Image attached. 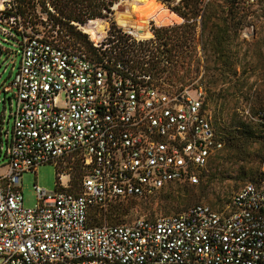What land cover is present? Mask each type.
I'll return each instance as SVG.
<instances>
[{
	"label": "built area",
	"instance_id": "1",
	"mask_svg": "<svg viewBox=\"0 0 264 264\" xmlns=\"http://www.w3.org/2000/svg\"><path fill=\"white\" fill-rule=\"evenodd\" d=\"M212 1L199 0L197 21ZM44 13L45 24L35 28L18 0H0V33L20 46L4 88L14 98L8 162L0 166V264H264V178L238 189L228 211L200 203L154 219L107 220L120 201L174 182L197 183L224 141L203 85L168 83L174 60L160 56L161 72L120 58L114 36L97 28L86 32L92 53ZM162 20L150 18L146 30L155 35L153 25ZM121 31L124 48L148 52L160 45L151 33ZM242 34L253 38L255 26ZM47 163L60 170L58 186L36 184L37 204L26 207L23 174Z\"/></svg>",
	"mask_w": 264,
	"mask_h": 264
},
{
	"label": "rangeland",
	"instance_id": "2",
	"mask_svg": "<svg viewBox=\"0 0 264 264\" xmlns=\"http://www.w3.org/2000/svg\"><path fill=\"white\" fill-rule=\"evenodd\" d=\"M180 1L121 0L114 5V11L108 17L98 18L90 23L95 29H100V35L116 34L112 26L113 22L118 28L122 27L124 30L133 31L134 25L132 26L128 21L131 19L141 28L145 25L148 26V15L136 14L148 12L154 13L159 20L164 18V14H168L172 18L169 20L167 17V19L159 21L158 25L153 23L155 24L153 28H171L170 26L173 24L183 22L182 18L173 14L174 11L171 9L176 4H180ZM221 2L225 8L228 7L229 3ZM237 10L235 18L238 21L237 28L235 29L231 25L234 38L232 47L237 52L234 70L224 67V57L212 51L218 41L216 39L212 41L213 32H210V29L202 32L203 27L200 19L197 21L193 33H189L188 43L198 45L200 49L202 45H205L207 50H205L206 53L200 52L198 55L201 57L200 62L197 63L193 60L189 75L184 78V81L179 82L184 85L197 82L203 87L209 83V91H206L204 87L208 108L216 130L220 131H223L226 124H229L234 117H242L244 120L259 124L256 113L259 109L264 108V0H259L258 4L251 5V8L246 12H243L242 8ZM22 13L25 20L31 21L35 28L43 26L44 12L27 10ZM188 15L190 17L192 13L188 12ZM213 20L223 24V20L215 18ZM251 25L255 26L256 35L251 39H246L242 32ZM79 28L86 33L81 26ZM145 29H149V27ZM150 33L151 37H155L153 32ZM19 49L17 40L9 39L0 33V146L3 144V150L0 152V166L8 162V158L5 156L6 138L8 134L11 137L13 126V119L10 116V98H14V96L12 91H7L4 88L11 84L20 62ZM235 69L237 75L234 74ZM183 72L182 69L181 73ZM60 100H63V97ZM263 157L264 143L250 145L244 153L230 151L225 147L212 159L208 169L200 173L197 183L174 182L154 195L144 198L131 197L120 201L108 209L107 220L110 223H121L132 222L140 217L154 218L160 215L174 214L188 206L200 203L220 211H228L233 194L244 184L255 181L264 174V161L260 162ZM59 171L55 164L47 163L40 165L36 171L24 172L22 193L26 207H34L37 204L36 184L48 191L57 188ZM77 177L78 169L75 167L71 174L72 186L70 189L72 191ZM62 179L63 183H66L69 176L65 175Z\"/></svg>",
	"mask_w": 264,
	"mask_h": 264
},
{
	"label": "trees",
	"instance_id": "3",
	"mask_svg": "<svg viewBox=\"0 0 264 264\" xmlns=\"http://www.w3.org/2000/svg\"><path fill=\"white\" fill-rule=\"evenodd\" d=\"M119 1L121 0H19V10L21 12H26L27 10L32 12H48L49 18L53 19L55 24L62 26V28L66 29L74 39L80 42L87 50L95 53V49L88 35L79 30L72 22L86 24L89 20L108 17L114 11V5ZM161 1L165 2V0ZM221 1L229 3L228 7L225 8V6L221 4ZM221 1H212L205 7L201 16L202 32L204 33L207 29L213 32L212 41L216 39L218 43L212 51L224 57V67L234 70L237 62L235 61V59H237V52L233 50L232 47L234 38L232 37L231 25H233L235 29L237 28L238 21L235 19L238 12L237 9L242 8V11L246 12L247 9L251 8V5L246 4L245 0ZM48 3L53 11L49 8ZM171 9L183 16L186 21L171 28H156L154 33L157 40L160 42L157 50L152 49L146 52L143 50L136 51L132 48H124L123 45L126 43L128 37L122 34L121 28L116 27L114 22L112 26L116 34H111L114 37L109 40L114 43V46L122 47L118 57L134 60L138 65L147 63L150 70L156 69L161 72L164 71L159 68L158 59L160 56H166L174 60L172 71L167 81L175 85L180 81H184V78L189 75L193 60L197 63L200 62L201 57L198 55L203 51L206 53L205 50L207 49L205 45H202L200 49V46L198 47V45L188 43L189 33H193L195 30L197 23L196 18L201 13L199 0H181L180 4H176L171 7ZM52 12H56V14ZM188 12L192 13L190 17ZM219 12L226 13L220 14ZM192 18L194 19L193 21L191 20ZM213 18L223 20V24H219V22L213 20ZM43 23L45 24V22ZM198 68L199 65L197 66V69ZM182 69L184 71L183 73H181ZM234 74L237 75L236 69ZM204 87L206 91L210 90L209 83L204 85ZM256 118L259 124L244 120L242 117H234L229 124H226L223 131L217 130L221 139L224 141V148L226 147L230 151L244 153L247 151L248 146L255 143H264V108L257 111ZM263 161L264 157L261 158L260 162ZM261 178H264V174ZM185 209L179 210L178 212Z\"/></svg>",
	"mask_w": 264,
	"mask_h": 264
},
{
	"label": "bare ground",
	"instance_id": "4",
	"mask_svg": "<svg viewBox=\"0 0 264 264\" xmlns=\"http://www.w3.org/2000/svg\"><path fill=\"white\" fill-rule=\"evenodd\" d=\"M136 14H139V15H148V20L150 19V18H156V16H155V14L154 13H148V12H144V13H136ZM147 17V16H146ZM159 20V19H158ZM162 20V19H161ZM92 20H89V22L88 23H86V24H80V26H81V28L84 30V31H86V32H94V30L93 29H95L94 28V26L90 23ZM132 26H133V28H134V32H135V34L138 36V37H147V36H150L149 34V32L145 29V27H146V25L143 27V28H141V26L140 25H136V24H134L132 21H131V19L128 21Z\"/></svg>",
	"mask_w": 264,
	"mask_h": 264
}]
</instances>
